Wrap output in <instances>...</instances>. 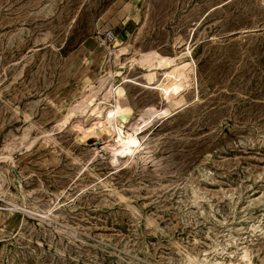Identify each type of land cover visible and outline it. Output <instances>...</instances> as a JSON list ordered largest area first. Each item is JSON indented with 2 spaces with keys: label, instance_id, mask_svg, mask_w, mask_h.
Segmentation results:
<instances>
[{
  "label": "rangeland",
  "instance_id": "1",
  "mask_svg": "<svg viewBox=\"0 0 264 264\" xmlns=\"http://www.w3.org/2000/svg\"><path fill=\"white\" fill-rule=\"evenodd\" d=\"M0 264H264V0H0Z\"/></svg>",
  "mask_w": 264,
  "mask_h": 264
},
{
  "label": "bare ground",
  "instance_id": "2",
  "mask_svg": "<svg viewBox=\"0 0 264 264\" xmlns=\"http://www.w3.org/2000/svg\"><path fill=\"white\" fill-rule=\"evenodd\" d=\"M148 56H150V55H148ZM151 57H152V55H151ZM152 58L146 57V59H145V60H147L146 65L149 67V71L147 73H144V74L147 77L145 80L149 84H155V82L158 80L157 71H154V70L156 68H159V67H164L167 64L168 59H170L169 57H167L165 55L162 56L161 54H157L156 58H153V59L157 60L158 63L156 64V63H153ZM126 81H131V82H134V83L139 84V85L143 84L142 81H139L135 78H128V79H126ZM104 82L105 81L102 80L101 85H103ZM123 86H124L123 84H119L115 87L113 85H109L107 87H104L105 91H104V94L102 95L103 98L108 99V98H110L109 97L110 95L115 94V96H117L116 98H118L117 99L118 102L115 104H111V106H109L108 108H104V109L103 108L102 109L97 108V111L95 112L94 117H93V122L91 121L92 123L90 124L91 127H89V129H85V127H84V134H85L86 139H88L92 135L102 136L103 134L104 135L108 134L110 136L111 135L116 136V142L117 143L114 144L112 146V148L110 146V148H111V150H113L114 155H115L114 159L117 161H119L121 158H124V160L129 159L130 156L132 157L134 155V153L139 149V147L141 145L140 138L138 136V131L143 127V124L144 123L147 124L148 120L151 118L154 119L155 113L160 114L163 111L167 110V109L166 110L158 109L156 107L148 108L144 112V115H143L145 118L132 119L131 114H130L131 106L129 104L125 103V100H126L125 93H124V90L121 89V88H123ZM172 93H173V89H168L165 94L168 97H171L169 95H171ZM103 98H101V99L103 100ZM120 98H122L121 101H119ZM82 111H83V109H82ZM81 126H82V124H81Z\"/></svg>",
  "mask_w": 264,
  "mask_h": 264
},
{
  "label": "built area",
  "instance_id": "3",
  "mask_svg": "<svg viewBox=\"0 0 264 264\" xmlns=\"http://www.w3.org/2000/svg\"><path fill=\"white\" fill-rule=\"evenodd\" d=\"M114 39H115L114 32L112 30H107L104 34L105 43H108V45H111Z\"/></svg>",
  "mask_w": 264,
  "mask_h": 264
}]
</instances>
